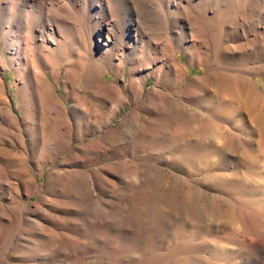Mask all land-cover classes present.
I'll use <instances>...</instances> for the list:
<instances>
[{
  "label": "rangeland",
  "instance_id": "1",
  "mask_svg": "<svg viewBox=\"0 0 264 264\" xmlns=\"http://www.w3.org/2000/svg\"><path fill=\"white\" fill-rule=\"evenodd\" d=\"M107 1L0 0V264H264V0Z\"/></svg>",
  "mask_w": 264,
  "mask_h": 264
},
{
  "label": "bare ground",
  "instance_id": "2",
  "mask_svg": "<svg viewBox=\"0 0 264 264\" xmlns=\"http://www.w3.org/2000/svg\"><path fill=\"white\" fill-rule=\"evenodd\" d=\"M112 1L111 2L107 1V2L109 5V8H110V11L113 13L114 10L112 9V6H114V2H112ZM158 11L159 10H158L157 5L156 6H153V5L140 6V8L136 12V16H135L136 22L133 21L132 26H134L135 28L141 29V30H148L149 32L151 31L150 32V34H151L153 30H157L161 25V22H160L159 17H158ZM116 22L117 21L114 17L111 22L104 23L105 25L103 26V29H102L103 37H105L104 42H108L111 38H114V36L116 35V32H117L116 31V25H117ZM0 31H1V27H0ZM54 50H56V54H54V56L57 55V53H60L59 47H57V49L54 48ZM52 52H53V50H51V53ZM162 69H163L162 67H159L158 71L161 72ZM37 75H39V73ZM176 75H178V71L175 69L174 64H172L170 66V68H167L163 72V76H168L171 80L176 79V77H175ZM220 76H221V74L219 72L215 73L214 75H211L210 78L202 79L203 81L201 80V84H202V86H207V88L214 87L213 85H216L218 83V81L220 80L219 79ZM208 79H210V80H208ZM229 81L230 82H228L226 84L227 87L226 86L225 87H226V89L228 88L227 90H228V92H230L229 94L228 93L227 94L229 95V97H231V99L230 98H228V99H230L229 102H231L233 107L230 108V110L228 111V116H230L231 118H234V119L237 117L235 127L242 129V132H243L242 135H243V138L246 142V145L248 147H250L254 143L253 139L250 136L251 134L249 133V131L251 130L250 128L253 124H255L257 122L256 119L261 121V120H263V118L262 117L257 118V116L259 114L257 113L258 111L255 110V107L253 106L254 102L252 99V94L250 93L251 89L248 85L249 82L248 83H240L239 81H236V80L232 81V80H230V78H229ZM0 82H1V78H0ZM104 89H105V93L106 92H114L116 95L121 94L120 90L113 89L112 87L110 88V87L106 86V87H104ZM1 93L2 92L0 90V117H1V115H3L4 113H7L9 111L8 109H6L4 107L7 105V102L5 101V98ZM49 95H50L49 89H47V87H43V98H44L43 106L50 114H52V116L57 115L59 113V110H61V106L56 104L55 100H53V98H51V96H49ZM42 102H43V100H42ZM6 107H8V106H6ZM55 121H56V123L58 122L57 118H55ZM172 135H173L172 138H175V139L176 138H180V139L182 138V136H181L182 133H179L178 135H176V134H172ZM194 137H195L194 134L188 133V135L183 140H186V141L187 140L188 141L193 140ZM195 139H196V137H195ZM256 169L259 171V175L262 177V180H264V161L262 163L256 164ZM247 230L250 231V233L252 231H254V233L259 232L258 228H256L252 224L248 227ZM218 248H219V250H217V253L219 254V256H221V255L223 256L224 254H226V255L228 254L226 247H223V245L222 246L219 245Z\"/></svg>",
  "mask_w": 264,
  "mask_h": 264
}]
</instances>
